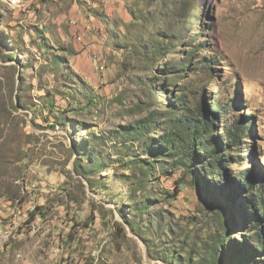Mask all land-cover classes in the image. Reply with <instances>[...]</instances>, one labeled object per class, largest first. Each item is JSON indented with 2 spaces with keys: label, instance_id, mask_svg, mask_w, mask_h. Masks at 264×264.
<instances>
[{
  "label": "rangeland",
  "instance_id": "1",
  "mask_svg": "<svg viewBox=\"0 0 264 264\" xmlns=\"http://www.w3.org/2000/svg\"><path fill=\"white\" fill-rule=\"evenodd\" d=\"M185 1L0 0V226L20 219L12 235L0 233V264H173L169 255L185 260L209 243L218 228L206 197L179 188L161 156L137 189L142 171L129 162L149 155L144 141L123 145L181 91L191 108L233 101L229 125L252 117L239 153L248 159L227 171L264 175V0H189L184 13ZM161 42L172 44L164 58ZM188 54L183 77L162 72ZM51 100L66 124H54ZM94 158V177L76 173V159Z\"/></svg>",
  "mask_w": 264,
  "mask_h": 264
},
{
  "label": "trees",
  "instance_id": "2",
  "mask_svg": "<svg viewBox=\"0 0 264 264\" xmlns=\"http://www.w3.org/2000/svg\"><path fill=\"white\" fill-rule=\"evenodd\" d=\"M188 1L184 2L182 8L184 13L189 9ZM203 30L202 28L201 31ZM46 33L43 29L42 35L45 36ZM171 48V43L161 42L156 57H167L172 53ZM187 56L180 67L165 64L162 72L167 76L185 74L190 70L192 62V55ZM54 62L58 69L66 67L57 58ZM212 63L213 61L204 67V72L211 80L214 71ZM199 69L201 68H196ZM200 94L203 98L205 92ZM196 101L191 108L181 91L180 96L175 101H170V105L160 115L151 114L129 128V137H124L123 145L131 141H144L142 153L149 155L146 158L142 157L143 154L133 156V160L129 162L142 171L143 179L137 189L145 188L152 172L157 169L155 156H161L165 158L161 163L167 162L166 165L169 166H162L166 175L180 174V182H177L179 188L183 185L194 186L206 197V200H201L211 213L206 219L210 220L211 216L210 221L216 223L218 230L201 249L188 250L185 260L174 254L169 255L168 260L173 264H264V175L261 177L254 169L227 171L228 166L243 165L248 159V156H240L239 153L246 149L244 138L250 132L252 117L234 116L233 123L229 125L226 117L233 101L224 105L217 98L208 105L205 101ZM55 105V101L51 100L44 108L49 110L54 124H66L61 112L54 110ZM13 107L18 109L17 106ZM217 124L223 125L221 133H218ZM156 130L160 133L158 136L154 135ZM23 158L24 155L20 160ZM78 161L80 160H75L77 174L89 180L96 175L99 166L95 158L89 163L87 161L85 167L84 161L82 164ZM128 169L130 167L126 166V170ZM18 196L19 191H16L9 199L14 201ZM239 229L246 233L241 240L232 236Z\"/></svg>",
  "mask_w": 264,
  "mask_h": 264
},
{
  "label": "crops",
  "instance_id": "3",
  "mask_svg": "<svg viewBox=\"0 0 264 264\" xmlns=\"http://www.w3.org/2000/svg\"><path fill=\"white\" fill-rule=\"evenodd\" d=\"M18 220H20V219H18V215L15 213V220H14V226L12 227V229L10 228H4L3 227V229L1 228V226H0V233H2L3 231H4V235H6V236H10V235H12V233H13V230H14V228L15 227H17L19 224H17L18 223ZM33 263V261L30 263V264H32Z\"/></svg>",
  "mask_w": 264,
  "mask_h": 264
},
{
  "label": "built area",
  "instance_id": "4",
  "mask_svg": "<svg viewBox=\"0 0 264 264\" xmlns=\"http://www.w3.org/2000/svg\"><path fill=\"white\" fill-rule=\"evenodd\" d=\"M80 39H81V38H80ZM92 59H93V61L95 62V64L98 66V63H99V58H98V56L94 55V56H92Z\"/></svg>",
  "mask_w": 264,
  "mask_h": 264
}]
</instances>
